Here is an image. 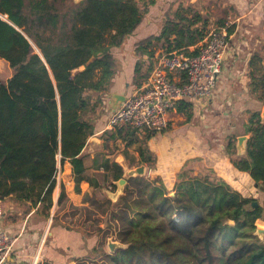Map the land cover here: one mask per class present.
<instances>
[{
    "label": "trees",
    "instance_id": "obj_1",
    "mask_svg": "<svg viewBox=\"0 0 264 264\" xmlns=\"http://www.w3.org/2000/svg\"><path fill=\"white\" fill-rule=\"evenodd\" d=\"M57 1L0 0V59L12 70L0 82V200L30 202L44 211L52 205L57 155L70 163L75 191L83 180L99 187L84 175L82 151L93 134L95 111L103 104L100 98L114 76L112 49L125 45L156 0H71L72 7L62 16ZM170 11L157 36L136 44L135 52L150 62L142 74L137 62L134 87L150 74L154 43H161L164 53L195 56L197 49L188 48L208 33V21L198 11L191 17L186 8ZM262 60L250 62L251 91L259 100L264 98ZM189 106L180 100L175 110L186 114ZM123 132L131 138L135 129L106 130L101 136L126 141ZM244 132L249 135L245 155L237 156L230 141L225 151L233 167L247 173L264 193V122L258 112H252ZM142 154L139 150L145 162ZM101 167L112 182L122 177L121 167L108 159ZM186 177L178 175L179 182L171 188L158 176L131 177L116 202L107 197L87 200V220L91 210L112 207L110 222L121 223L116 239L126 245L104 254L101 264H264V236L261 241L253 234L257 226L264 227V209L252 207L257 200L242 196L221 179ZM64 199L61 191L58 203ZM101 232L105 231L96 227L83 234L87 238Z\"/></svg>",
    "mask_w": 264,
    "mask_h": 264
},
{
    "label": "crops",
    "instance_id": "obj_2",
    "mask_svg": "<svg viewBox=\"0 0 264 264\" xmlns=\"http://www.w3.org/2000/svg\"><path fill=\"white\" fill-rule=\"evenodd\" d=\"M215 7L225 11L219 18L220 25L225 26L230 23L231 27L227 25V29L230 30L228 51L210 99L185 100L190 105L187 113L170 110L167 128L162 132L135 130L139 132L136 136L141 134L142 138L138 136L134 138L135 132L131 138H127L123 132L126 141H114L121 143L119 151L97 153L96 150L100 145L103 148L104 137L101 135L107 130L109 98L113 94L125 97L131 95L137 87H133L130 91L126 90L133 83L134 68L137 62L148 61L146 55L142 56L135 52L136 44L158 35L165 14L169 13V10L172 12L177 8H186L191 11L187 14L188 17L198 11L211 22L215 19L209 18L210 12ZM152 49L154 50L153 47ZM112 54L115 59L114 76L108 92L100 98L103 106L100 105L95 111L93 134L82 151L84 175L94 178L99 187L92 188L86 180H83L79 183V191H75L71 165L68 160L61 161L60 155H57L55 187L51 196L52 205L48 211H44L41 205L33 207L30 202L16 203L12 198L2 200L3 206L5 201L10 205L4 206L8 213L0 221V230L14 238V247L8 258V264H80L88 258L93 261L92 256L96 253L94 249L100 247L101 234L98 235L99 237L85 238L83 230L74 226L75 222L65 224L62 218L58 220V199L62 191L65 195L64 201L69 206L83 208L88 205V199L95 197L99 191L103 193L104 189L109 187L106 181L110 185L113 183L109 178V172H105L101 167L104 159L118 164L123 172L144 165L154 176L160 177L167 187L174 182L176 173L180 170L187 169L191 172L208 168L217 179L223 180L242 195H244L243 186L252 184L258 198L264 200V193L254 187L248 174L239 172L233 167L223 145L224 142L232 143L238 137L249 136L244 134V130L252 112H258L261 121L264 122L262 117L264 98L259 100V95L251 91L250 80L251 59L263 58L259 66L264 65V2L262 0H156L125 45L120 49H112ZM143 82L141 81V84ZM120 128L127 127L121 126L116 129ZM93 140L96 142L93 143L95 146L92 149L90 144ZM111 141L110 143L113 144ZM129 141L131 144L127 145ZM115 146L120 148L119 145ZM139 150L142 151L145 162H141ZM193 175L198 174L195 171ZM176 182L179 180L176 179ZM257 204L260 206L259 202ZM112 240L117 241L113 237ZM102 248L104 254L110 255L106 243Z\"/></svg>",
    "mask_w": 264,
    "mask_h": 264
},
{
    "label": "built area",
    "instance_id": "obj_3",
    "mask_svg": "<svg viewBox=\"0 0 264 264\" xmlns=\"http://www.w3.org/2000/svg\"><path fill=\"white\" fill-rule=\"evenodd\" d=\"M264 2V0H262ZM195 56L183 51L155 54L152 69L143 84L133 90L114 110H108L106 129L126 126L137 131L162 132L168 113L180 100H208L216 86L228 51L227 26L209 29L195 47ZM8 213L0 200V221ZM14 238L0 230V264H8Z\"/></svg>",
    "mask_w": 264,
    "mask_h": 264
},
{
    "label": "rangeland",
    "instance_id": "obj_4",
    "mask_svg": "<svg viewBox=\"0 0 264 264\" xmlns=\"http://www.w3.org/2000/svg\"><path fill=\"white\" fill-rule=\"evenodd\" d=\"M71 5H72L71 0H58L55 3V6H56V8H57V10L61 16L68 12L69 8L72 7ZM223 12H225V11L219 7H215L213 9V11L210 12L211 15L209 16V18H214L215 20H211V22L208 21L209 29L216 28V27L220 26L221 23H220L219 18L223 16ZM227 25H228V27H231L230 23H228ZM26 38L30 42L32 49H33V52L38 54L39 56H41L38 49L34 45L33 41L31 39H29L28 37H26ZM152 47L154 48V50L152 49ZM152 47H151L150 51H153L154 54L155 53L161 54V52L164 51V46H162L161 43H154ZM154 54H153V58H154ZM153 58L151 59V62H152ZM149 62L150 61H146L145 63L139 62L141 64V67H140L141 74L146 70ZM11 73H12V70L9 68L8 64H6L3 61H0V82H5L11 76ZM133 87L134 86L132 84L129 85V87H127L128 89L126 91H128V90L130 91V89H132ZM136 133H139V132L135 131L134 138H137V136L140 138L143 137L141 134H138L136 136ZM102 140L104 141L103 142V148H102V145H100L96 150V152L99 154L100 153L106 154L107 152L115 153L116 151H119L121 149V143H115L113 141V144H112V143H110L111 140H107L106 138H102ZM236 144H237L236 140L232 142V145L234 146L233 152H236ZM91 145L92 144H90V146ZM115 145H119L120 148L115 146ZM223 145L226 146L227 143L224 142ZM236 155H237V153H236ZM85 156L88 157V155H86V154H85ZM140 166H143L145 168L144 174L141 176L134 175L133 177H137V176L138 177H149V175H153V174H151V172L148 171V169H146L147 167H145L144 165H140ZM140 166H137V167H140ZM195 171L197 172L198 175H205V176L211 177L212 179H217V176L213 172H210L208 170V168L207 169L201 168L198 171L192 170L191 172H189L187 169L186 170L184 169V170H180L178 173H176V178H175L174 182L170 183L168 185V187L171 188L174 185V183H176V179H177L178 175H182V173H183V174H186L187 175L186 178H188L190 176H194L193 173ZM106 184L109 187L108 188L106 187V189H104L103 193L101 191H99L97 193V195L95 196V198L97 200L102 201L104 199V197H107L105 194V191H113L112 190L113 188L108 181H106ZM110 187L112 189H110ZM243 191H244V195L241 194L242 196L252 197L251 195H253L256 199H258L257 201L260 203V206H262V208L264 209V200H261L260 198H258V194L255 191H253L252 184L249 183V184L244 185ZM114 202H116V201H114ZM114 202H112V203H114ZM9 205L10 204L8 202H6V201L4 202L5 207H7V206L9 207ZM86 207H88V205ZM83 209H84V207L83 208L71 207L67 204L66 201H63L62 203L59 204V209L57 210V219L59 220V218L60 219L62 218V221L65 224H73L75 222L74 226L79 228L80 230H83V231L84 230L93 231L96 229V227H99V228L103 229V231H105V232L99 233V234H101V237H99L97 235V237H99L101 239L100 250L97 251L95 253V255L92 256L93 261L89 260V258H88L86 261L80 263V264H101L102 263L101 260L103 259V255H104L102 247H105L106 238H109V237L116 238L117 229H118L117 225H121V223L118 222V224L116 225L115 222H110V215H111L110 212H111L112 207L110 210H106L104 207H100V208H96V209L91 210L92 214H91V217L89 220H87L85 218V216H86L85 214H87V213Z\"/></svg>",
    "mask_w": 264,
    "mask_h": 264
},
{
    "label": "water",
    "instance_id": "obj_5",
    "mask_svg": "<svg viewBox=\"0 0 264 264\" xmlns=\"http://www.w3.org/2000/svg\"><path fill=\"white\" fill-rule=\"evenodd\" d=\"M74 1H75V3H78V2L83 1V0H74ZM125 98L126 97L123 95H118V94L111 95V97L109 98V101H108L109 110H114L115 108H117L120 104H122L124 102ZM262 117H264V111H263ZM248 139H249V136H241V137L237 138V140H236L237 156L241 157L242 155L243 156L245 155V153H246V142ZM95 142L96 141H94V140L91 141L92 145L90 146V148H92V149L94 148L95 145L93 143H95ZM144 170H145V168L143 166H140V167H137V168L132 169L130 171H124L122 174V177L120 179H118L117 181L113 182L115 189L113 191H105L107 198L111 202L117 201L118 197L123 194L124 188L127 184V179L133 177L134 175H139V176L143 175ZM256 186L257 185H254L255 188H256ZM252 207L256 208L257 203L253 202ZM226 224L233 225V222L227 221ZM253 234H254V236H257V238L259 240L263 241L264 227L257 226L255 229V232ZM106 246H107V249H108L110 254L114 253L115 251H117L119 249L126 248V245L120 243L119 241L112 240V237L107 238Z\"/></svg>",
    "mask_w": 264,
    "mask_h": 264
},
{
    "label": "bare ground",
    "instance_id": "obj_6",
    "mask_svg": "<svg viewBox=\"0 0 264 264\" xmlns=\"http://www.w3.org/2000/svg\"><path fill=\"white\" fill-rule=\"evenodd\" d=\"M8 22V21H7ZM37 50V49H36Z\"/></svg>",
    "mask_w": 264,
    "mask_h": 264
}]
</instances>
